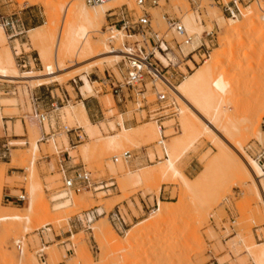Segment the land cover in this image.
I'll return each instance as SVG.
<instances>
[{"label": "rangeland", "instance_id": "rangeland-1", "mask_svg": "<svg viewBox=\"0 0 264 264\" xmlns=\"http://www.w3.org/2000/svg\"><path fill=\"white\" fill-rule=\"evenodd\" d=\"M228 1L222 0L223 3ZM257 2L262 5L263 13L264 0H243L239 5V14L235 17L242 22L241 11ZM72 4L64 0H0V10L4 15L18 18L23 23L20 30L22 33L11 39L0 31V50L7 48L12 51L20 72L33 75L44 73L40 49L48 45L49 39L32 44L27 31L38 26L45 27L49 22L52 25L49 32L55 38L51 46V59L54 61L56 40L61 28L64 27V30L68 24V11ZM122 4L126 5L131 15L134 11L139 13L135 0H114L105 5V10ZM106 11L100 21V31L105 35L96 33L93 36L97 44L106 43L107 38L114 35L108 29L111 21L106 17ZM148 12L154 29L168 41L175 36L167 30L163 16L181 19L183 15V22L191 16L204 32L200 41L209 43L205 60L218 48L219 37L227 32L225 20L230 18L212 0H159L158 6L148 9ZM210 31L213 36L206 37L205 33ZM257 31L249 37L244 36L247 39L235 47L234 58L229 57L228 53L225 62L215 69V77L209 83L212 93L215 96L221 95L222 104L228 111L230 128L222 134L223 137L219 136L221 144L218 142L215 145L212 141L214 135L207 133L202 122L192 113L185 115L187 120L196 125L199 133L196 144L181 156L176 167L190 180L191 189H185L178 178L159 174L158 160L164 159L163 150L157 145L160 137L156 141L147 138V135H140L134 137L133 143H122L120 148L113 151L103 148L104 144L97 141L98 138L82 137L69 150L71 158L74 164H80L90 172L93 182L104 187L96 191L67 193L63 190L62 176L55 166V160L47 167L42 158L69 149L63 127H79L68 115L72 107L81 103L80 100H89L98 111V118L92 123L100 129L101 137L119 131V115L123 117L125 128L138 130H145L149 125L157 127L153 124L154 120L145 118V113L137 110L135 102L118 103L110 92L97 94L99 85L96 83L93 96H80V70L61 77L59 82L40 88L32 87L29 83L0 80V86L10 92L8 95L0 94V173L3 174L0 179V215H17L21 218L19 221L0 223V264H43L37 254L41 247L45 264H254L245 250L252 243H264V206L253 184L243 176L236 177L233 169L249 159L260 165L264 172V35H259ZM199 42L195 41V47ZM121 43L119 37L115 43L106 44L120 49ZM250 43L257 46L248 55L242 56L244 49H250ZM16 46L20 48L14 55L12 49ZM58 56L65 68L71 67L80 58L64 54L61 49ZM195 60L196 68L205 61L200 58L198 62L197 57ZM119 65L120 62L112 66L104 64L101 70L93 69L89 79L100 81L106 71L118 77L116 68ZM70 69L73 70L67 68L68 71ZM27 88L28 93H23ZM42 88H47V91L44 90L47 95L53 91V102L56 98L64 100L58 104L61 109L57 112L50 108L44 128L34 117L32 97ZM62 91L67 94L68 100ZM147 99L152 101L153 98L147 95ZM176 101V116L162 121L161 125L157 123L167 144L169 141L172 143V138L178 137L183 131L179 112L181 103L177 98ZM259 118L260 134L254 136L255 124L252 122L255 123ZM126 120L130 122L125 123ZM5 121L6 131L3 127ZM57 122H60L61 128L55 132ZM77 131H81L79 134L82 136L83 129L78 128ZM42 132L54 136L45 137L47 142H40ZM14 141H18V144ZM33 141L38 143L36 152L33 150ZM1 144L5 148L1 149ZM87 145L90 155L80 157L81 149ZM125 151L132 153L133 166L120 159ZM113 157L119 158L117 163L113 162ZM32 162L35 165L31 168ZM212 162L211 172L197 185V180ZM32 185L38 188L34 192ZM114 188L116 190L111 191ZM21 191L25 192V202H18L8 196H19ZM159 202L171 207L166 217L155 226L145 228L142 224L136 227L135 230L143 229L137 231L131 243L120 248L113 247V233L123 244L126 232L144 223L158 209ZM117 205L120 207L118 216V210L115 209ZM87 212H94V215L92 222L83 227L77 220H83ZM72 223L80 227L66 234ZM47 224L51 230L41 235L39 229ZM57 236L64 238L57 242ZM18 241L21 242V251L17 249Z\"/></svg>", "mask_w": 264, "mask_h": 264}, {"label": "bare ground", "instance_id": "bare-ground-1", "mask_svg": "<svg viewBox=\"0 0 264 264\" xmlns=\"http://www.w3.org/2000/svg\"><path fill=\"white\" fill-rule=\"evenodd\" d=\"M64 1L73 2L74 4H72L71 10L68 11V21H67L68 24L66 28L62 30L64 28L62 27L57 37L54 61L53 59H51L52 57L51 46L53 44V41H55V38L49 32L50 26H52L50 25L49 22V24H47V26L45 27L44 25L39 26L27 32L29 41L32 44H36L37 42L42 41L45 38L49 39L48 45L40 49L41 59L43 61V65L45 69L44 73L33 75L32 73L20 72L16 67L13 54L11 53L12 51L5 48L4 50H0V80L9 83H16V82H23L27 84L29 83L32 87L37 88L55 82H59L61 80V77L71 72L80 70L82 72L81 73L82 75L80 77V81L82 85L80 86L78 91L80 90L81 96L87 98L89 96H93V87L95 83L98 84L96 81H94L93 83L90 82V80L88 79V75L92 72V70L93 69L101 70L104 67L103 66L104 64H108L112 66L116 63H119L123 59V57L128 54L129 50L125 46H123L125 36L118 29H114L112 27L108 28L109 30H112V33H114V35L108 37L106 43L107 44L115 43V39H119L120 37V40L122 42L121 43L122 48L120 49L118 48L116 49L115 47L113 48L108 47L109 45L107 46V44L104 42H102L101 44H97L95 41H93L94 34L99 33L102 36L105 35L104 32L100 31L101 29L100 21L103 20L106 11L105 5L97 6L95 8L94 7L90 8V6L88 7V5H86L83 0L82 1L64 0ZM108 4H106V6ZM261 12H262V5L257 2L256 5L253 4V6L243 9V11H241L240 16L243 19L242 22H240L236 17L227 18L225 20V26H227V32L224 33L221 37H219L218 48L215 49L213 53L210 54L209 57L207 56L206 60H205L206 57H202L203 61L204 60L205 61L197 68L192 64L191 61H187L186 65L190 63L188 66L192 69V74L187 75L183 79V81H181V83L176 85V89L173 92H171V95L174 96L175 99L177 98L181 103V109L179 110V112L181 116L180 123L183 131L178 137L172 138L173 140L172 143L171 141H169L170 143L168 144L165 143V141L163 142L162 150L164 153L163 156L164 159L163 161L157 159L159 161L158 170H159V174L162 175L163 177L171 176L173 178L180 179L185 189L192 188L190 185V180L187 177H185L181 171L178 170L176 164L180 160L181 156L187 153L191 148H193V145L196 144L195 142L197 141L198 133H199L197 131L196 125L191 123L189 120H187V117H185V115L186 113L190 112L200 122H202L205 131L207 133H212L214 135L212 141L215 143V145H218L217 143L221 142L219 136L221 135V137H223L222 134L227 133L230 128L227 117L228 111L225 105L222 104L223 102L221 100V95L215 96L210 90L209 83L215 77L214 74L215 69L218 68L223 63V61L225 62V58L228 56V53L230 54L229 57L230 56L232 58L235 57L233 56L235 55L234 49L235 47H237L239 43H242L243 40L247 39V38L244 39V36L247 37L246 35H248L249 37V35L251 36L256 30H258L257 31L258 33L260 32L259 35L261 34L264 35V14H263L264 12L263 13ZM183 19H184L183 15H181L180 20L182 25L184 26L185 31L187 32L188 35L193 37L192 43L187 48L188 49L195 48L196 45L195 41L199 42L201 36L204 33L202 27L196 25L195 21L191 16L187 17L184 20V22ZM0 28L3 27L0 25ZM0 31L2 32L1 29ZM251 43L253 44V41ZM252 44L251 45L248 44V46H250V49H248V51L244 49V53L242 56H244V54L248 55L249 54L248 52L252 51L251 49H253V47H255L256 45V44L254 45ZM19 48H20L19 46L18 47L16 46L14 50L12 49L15 52L14 55L17 54L16 52ZM60 49L64 54L70 55L71 57H73L74 55L80 57L77 63L71 65V67H67V68H73V70L70 69L71 71L70 70L68 71L67 68L63 66L62 61L58 56ZM238 55L239 54H237V56ZM195 57L198 58V62H199L200 61L199 57L197 55H194L193 56L194 60ZM158 58L163 63H165V60L162 57L158 56ZM229 62L231 63V61ZM25 92L26 94L28 93V88L26 91H23V93ZM260 97L261 96H259V98ZM71 109L72 110L69 112L68 116H70L72 120H75L77 122L79 128L85 130L88 138L89 139L98 138L97 141H101L102 144H104L103 148L106 147V149L107 148L109 150L111 149V151L120 148L122 143L125 142L130 144L133 143L134 137L140 135H145V136L147 135L148 136V137L146 136L147 138L156 141L160 137L158 141L162 142L161 137L163 136V132L161 131V129L159 128L160 126L157 125L156 122H153V124H156L157 127L149 125V127L145 130L125 128L123 124V117L122 115H119L118 117L119 118L118 125H120L119 131L116 134L109 135L107 137H101L100 129L97 126L92 125L90 123L84 105L82 103L76 105V107H72ZM1 119L2 118L0 114V120ZM259 120L260 118L255 123L252 122L253 124H255L254 126L252 125L254 136L260 134ZM45 122H47V120H45L44 123ZM44 123L41 126H44ZM100 126L103 125L100 124ZM14 142L16 144L18 141H14ZM32 146H33V150L36 152V150H38V143L36 141L35 142L33 141ZM87 147L85 146L81 149L79 154L80 157H85V156L87 157L88 156L87 154L91 153L89 151V147L88 148ZM213 162L208 165L205 173L197 180L196 182V184L198 183L197 185H199L202 179L209 172H211ZM33 165L35 164L32 162L31 168L34 167ZM259 166L260 165H258L253 160H249V159L244 160V162L242 161L241 165L239 164V166H236L233 169V173L238 178H240L241 176L245 177L246 179L249 180V182L253 184V187L255 188L257 193L256 195L257 197L260 198V201L264 206V172ZM33 176L34 175H32V177ZM0 177H1L0 179L3 178L2 172L0 173ZM36 189L38 188L35 185H32V192L36 191ZM0 196H1V187H0ZM75 200L76 199H74V201ZM10 210H14V209H10ZM170 211H171V207L161 205V203L159 202L158 209L155 210L154 213L144 221V223L143 222L139 223L135 225L131 230L126 232L125 242L122 241L123 244L121 243L120 238L115 233H113V237H114L113 247L120 248L124 246V244L131 243L137 236V231L143 229L141 228L135 230L136 227L142 224H144L145 228L148 226H155V224H157V222H159L163 217H166ZM20 219L21 218L17 215H0V223L7 221H19ZM245 252H247V254L251 256L254 264H264V243L262 244L252 243L246 246Z\"/></svg>", "mask_w": 264, "mask_h": 264}, {"label": "built area", "instance_id": "built-area-1", "mask_svg": "<svg viewBox=\"0 0 264 264\" xmlns=\"http://www.w3.org/2000/svg\"><path fill=\"white\" fill-rule=\"evenodd\" d=\"M83 1L90 7H97L106 5L114 0ZM212 1L217 6H221L223 14L230 17H235L239 14V5L243 2V0H229L226 3H223L222 0ZM190 2H194V0H190ZM158 4L159 0H135L139 13L134 11V14L131 15L125 4L112 7L106 12V17L111 21V27L120 30L124 34L123 46L129 51L120 61L118 68H116L118 77L114 73L106 71L104 78L96 81L99 85L96 93L110 92L114 98L119 99L121 102H135L137 110L145 113V118L154 120V122L161 125L162 121L177 114V101L171 95V92L176 89V85L192 72L186 62L191 61L195 66L197 62L193 59V56L197 55L199 59H203L202 57H205L208 53L209 43L200 41L195 48L188 49L187 47L192 43L193 37L187 34L180 18L164 15L163 20L167 25V30L175 36L171 41H168L164 35L154 29L148 12V9L158 6ZM17 24V22L9 18L0 16V25L4 30L14 31L17 28ZM19 32L22 33V31ZM205 36L212 37V31L206 32ZM201 52L203 53L201 54ZM158 56L162 57L165 63ZM22 67H25V65H22ZM1 93L8 95L10 92L0 88ZM147 95L152 96V101H148ZM58 102L55 101L50 105L53 112H57L60 109L58 104L63 103L64 100L59 99ZM34 117L40 125L48 119L46 113H38L35 109ZM63 130L65 133H69L75 132L78 128L69 129L64 126ZM50 135V133H43L40 142L44 140L47 142L45 137ZM76 139L80 142L82 140L81 135L77 134ZM161 139L162 142H157V145L163 148V142L166 137L162 136ZM3 148H5V145ZM60 153L61 150L52 156L58 157L56 165L58 172L62 176L63 190L67 193H79L82 190L96 191L104 187L99 186L100 184H97V182H93L90 172L84 169L75 171L74 175L69 177L64 164L65 159L59 156ZM45 157L49 158L50 156ZM131 157L132 153L125 151L121 154L120 159L127 162ZM118 159V157H113V162L117 163ZM13 198L18 202H25V192L21 191L19 196H14ZM93 215L94 212H87L83 215L84 219H78L77 222L85 227L92 222ZM49 230H51V227L47 224L41 227L39 232L42 235L43 232ZM69 245L73 246L72 244ZM17 249L21 251L20 241L17 242ZM37 254H39L40 262L45 264L42 247L37 251Z\"/></svg>", "mask_w": 264, "mask_h": 264}, {"label": "crops", "instance_id": "crops-1", "mask_svg": "<svg viewBox=\"0 0 264 264\" xmlns=\"http://www.w3.org/2000/svg\"><path fill=\"white\" fill-rule=\"evenodd\" d=\"M0 16H3V17H5V18H9V19H11L12 21H15V22H17L18 24H17V28H15V30L14 31H7V30H4L3 28H0L1 30H2V32H4V34H6L8 37H10L9 39H11V38H13V37H16V35H20L21 33L20 32H18V31H20L21 30V28L23 27V23L21 22V20L20 19H18V18H13L12 16H7V15H4V13H3V11H1L0 10ZM39 27V26H38ZM35 28H37V27H35ZM32 29H34V28H32ZM29 30H31V29H29ZM28 30V31H29ZM27 31V32H28ZM15 49V47L13 48V50ZM25 62V61H24ZM25 67H26V65H25ZM88 79H89V75H88ZM90 80V79H89ZM95 81H97V80H95ZM81 82V81H80ZM90 82H93V81H91L90 80ZM94 83V82H93ZM82 84V83H81ZM41 87H43V86H41ZM0 88H3L2 86L0 87ZM40 88V87H39ZM80 88V87H79ZM44 90H46L47 91V88H42V89H38V93H35L32 97H33V104H34V109L38 112V113H46V114H49V112H50V105L52 104V103H54L53 102V100L55 99V96H54V94H53V91H50L49 92V95H47V93L44 91ZM63 92V94H64V98L65 99H67L68 100V98H67V94H65V92L64 91H62ZM79 94H80V90H79ZM80 96H81V94H80ZM59 99H61V100H63V98H56V102H58L59 101ZM40 100V101H39ZM5 101H9L8 99H5ZM81 101V103L84 105V108H85V110H86V114H87V117H88V119H89V121H90V123L92 124V125H95V124H93L92 122H94L97 118H98V111L97 110H95L94 109V107H93V105L90 103V101L89 100H87V99H83V100H80ZM117 102L118 103H124V102H121L119 99H117ZM77 104V103H76ZM125 104V103H124ZM123 115H125L124 113H123ZM13 118H10V120H12ZM2 120V119H1ZM135 121V120H134ZM21 122H22V119H21ZM128 122H130V121H125V123H128ZM6 123H7V121H5V122H3V127H4V129H5V131H6ZM123 124H124V120H123ZM57 126L55 127L56 128V131L55 132H57V131H59L60 130V128H61V126H60V122H57V124H56ZM125 125V124H124ZM43 128H44V126H42ZM119 127V126H118ZM77 128H79V127H77ZM83 131L84 132H82L83 134H82V136L81 137H87L88 138V136H87V134H86V132H85V130L83 129ZM81 131H77V130H75V132H69V133H66V137H67V143H68V147H69V149H63V150H61V153H60V157H62V158H64L65 159V167H66V172H67V175L69 176V177H72L73 175H74V173H75V171H77V170H81V169H84L83 167H81L80 166V164L78 165V164H74V162H73V158H71V155H70V153H69V150H72V148H73V146L76 144V143H78V140L76 139V135L78 134L79 135V133H80ZM43 133V132H42ZM16 138H19L20 137V135H14ZM89 139V138H88ZM65 141H66V139H65ZM3 144H1V149L3 148ZM1 151V150H0ZM4 152L2 151V154H3ZM57 158L58 157H54V156H50L49 158H46V157H44V158H42V160H45L44 162L46 163V165H47V167H49L50 165H51V161L54 159L55 160V166H56V168L58 169V167H57V165H56V161H57ZM132 158V157H131ZM125 163H127V164H130L131 166H133V162H131V159L130 160H128L127 162H125ZM184 175V174H183ZM185 176V175H184ZM186 177V176H185ZM111 185H114V182H111L110 183ZM112 190H116V188H114V189H111V191ZM8 196L10 197V198H12L13 199V197L14 196H11L10 194H8ZM132 201V200H131ZM10 203L11 204H13L14 202L13 201H10ZM66 203H68V201L66 202ZM126 205V202H124L123 203V206H125ZM115 209H117L118 211H117V213H116V215L118 216L119 215V209H120V207L117 205V206H115ZM121 218V217H120ZM78 226L80 227V225L79 224H77V223H75V224H71V225H69V227H70V229L66 232V234L67 233H72V231H76L77 229H78ZM62 238H64V237H62V236H57L56 238H55V241H57V242H60L61 240H62ZM66 239L68 238V235L65 237ZM46 260V259H45Z\"/></svg>", "mask_w": 264, "mask_h": 264}]
</instances>
